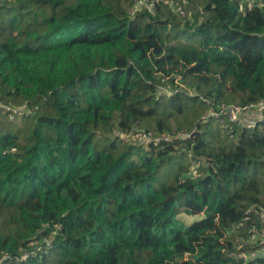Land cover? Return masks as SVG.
Listing matches in <instances>:
<instances>
[{
  "label": "trees",
  "instance_id": "obj_1",
  "mask_svg": "<svg viewBox=\"0 0 264 264\" xmlns=\"http://www.w3.org/2000/svg\"><path fill=\"white\" fill-rule=\"evenodd\" d=\"M248 1L189 0L191 24L140 0H0V264H264L239 244L263 229L264 121H202L201 96L264 99ZM136 129L196 132L117 136Z\"/></svg>",
  "mask_w": 264,
  "mask_h": 264
},
{
  "label": "built area",
  "instance_id": "obj_2",
  "mask_svg": "<svg viewBox=\"0 0 264 264\" xmlns=\"http://www.w3.org/2000/svg\"><path fill=\"white\" fill-rule=\"evenodd\" d=\"M189 0H140L138 10L146 8L148 10H155L157 6L164 5L170 7L174 13L185 22L193 24L195 22L194 12L188 9ZM256 5V1L249 0L247 7L252 9ZM245 12V9H241ZM177 89L170 86H163L158 89V95H172ZM194 95L193 92H191ZM201 99L206 101L208 106V113L202 118L203 122H208L214 118L224 123V128H232L233 126L239 127L245 130H253L260 127V124L264 121V99L248 104L246 106L232 105H219L213 100H207L201 96ZM26 110V108H20V111ZM195 131L180 133H169L163 135H156L153 132H147L142 129H136L129 134L117 132V136L121 138L126 144L143 146L145 148L152 147L153 145H160L162 142H172L174 140H187L195 137ZM190 157H192L190 153ZM192 173H195L192 170ZM257 215L263 225V229L259 230L257 227L252 229L248 236L240 240V248L243 246L264 244V207L258 209ZM247 256L245 255L244 258Z\"/></svg>",
  "mask_w": 264,
  "mask_h": 264
},
{
  "label": "rangeland",
  "instance_id": "obj_3",
  "mask_svg": "<svg viewBox=\"0 0 264 264\" xmlns=\"http://www.w3.org/2000/svg\"><path fill=\"white\" fill-rule=\"evenodd\" d=\"M28 20L31 21L30 18H28ZM23 39L25 40L26 37H24ZM193 172L195 173V169H193ZM179 218H180L181 220H183V221H184L185 223H187V224H190V223H192L193 221L195 222V221L199 220L198 217H188V216H186V215H182V216H180Z\"/></svg>",
  "mask_w": 264,
  "mask_h": 264
}]
</instances>
